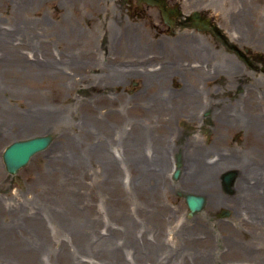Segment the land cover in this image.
<instances>
[{"label": "rangeland", "instance_id": "374dc122", "mask_svg": "<svg viewBox=\"0 0 264 264\" xmlns=\"http://www.w3.org/2000/svg\"><path fill=\"white\" fill-rule=\"evenodd\" d=\"M118 1L0 0V51L36 65L0 74V264H246L264 237V75L224 41L264 55L262 14L174 0L213 16V34L168 29L156 7L155 22L129 19ZM44 133L52 144L8 172L5 147ZM188 191L216 201L190 215Z\"/></svg>", "mask_w": 264, "mask_h": 264}, {"label": "bare ground", "instance_id": "6f19581e", "mask_svg": "<svg viewBox=\"0 0 264 264\" xmlns=\"http://www.w3.org/2000/svg\"><path fill=\"white\" fill-rule=\"evenodd\" d=\"M213 1L214 2H217L220 5H223V4H225V5H231L229 9L235 11L236 8H240L239 3L242 0H213ZM251 2H253L252 3L253 5H251L249 7V9H251L253 11L258 10L259 13H260L259 15L262 14L260 20L258 21V24L259 25H262V30H264V0H251ZM241 5H242V8L244 10H246L245 7H247V6H245L244 4H241ZM239 12H242V11H239ZM222 24L223 23H221V25ZM231 35L233 36L234 34L231 33ZM5 40L7 42H10L11 41V38L9 36H2L0 34V45H2V43L5 42ZM15 41H18L19 42V41H22V40H21L20 37H16V39L13 42H15ZM15 51L16 52L12 51V52H6V53L0 51V67L3 66V68H0V74L6 76V75H9L11 73V74L17 76V78H18L19 76H21L20 74L22 72V68H24V67L34 68L36 66L35 64H31V63L30 64L27 63L28 65L27 64H24L23 63V60H22V58H23L22 54H20V53L18 54L17 53V50H15ZM5 59L6 60H9V62L6 63L5 62ZM8 67H10V68L8 69ZM6 70L9 73H7ZM40 108L42 109V107H40ZM137 125H140V129L142 130V132L147 133L148 124L145 121H138V122H136L134 124V126H133V129ZM226 166L227 167H231L232 165L228 164ZM255 173L258 176L261 175V173H260V175L257 172H255ZM208 179H209V177H205L203 179H199V181H201V182L202 181H207ZM209 196L214 201H216V196L214 195L213 192H208L207 193V195H206L207 199H208ZM188 225L190 226L191 223L188 222ZM129 234H132V233L130 232ZM141 236H142L141 239L144 241L146 239V236L144 235V232L141 233ZM153 239L156 240V241H159L160 240L159 234L154 233L153 234ZM259 244H260L261 248H264V237L259 240ZM261 248L256 250L255 246L249 245V246H246L245 249H242L243 250L242 255H243L244 259L247 260L246 264H264V249L261 250ZM173 249H174V247H171L170 246L169 252H171V251L172 252L169 253V254L173 255ZM130 250H132V249H130ZM180 254L182 256V253H180Z\"/></svg>", "mask_w": 264, "mask_h": 264}, {"label": "water", "instance_id": "95a60500", "mask_svg": "<svg viewBox=\"0 0 264 264\" xmlns=\"http://www.w3.org/2000/svg\"><path fill=\"white\" fill-rule=\"evenodd\" d=\"M172 13H177L176 11ZM195 19H198V15L195 12L192 15ZM199 22V20H198ZM53 140V135L43 134L37 135L25 139L15 140L4 151V160L6 162L7 168L11 172H16L21 166L28 163L30 158L37 152L46 149ZM180 169H177L175 176H178ZM237 176L236 171H229L223 175V183L226 188L232 191V184ZM186 203L190 209V213L194 214L200 211L205 203L206 197L202 194L197 193H187L185 194Z\"/></svg>", "mask_w": 264, "mask_h": 264}, {"label": "flooded vegetation", "instance_id": "af4514ba", "mask_svg": "<svg viewBox=\"0 0 264 264\" xmlns=\"http://www.w3.org/2000/svg\"><path fill=\"white\" fill-rule=\"evenodd\" d=\"M124 2H128V3L131 2L132 6L133 4H135V6L132 9L135 10L137 13H147L146 15H148V17L153 16V11L151 10V6L147 3V0H121L120 1V3H124ZM168 4H170L169 1L165 3L166 6H168ZM175 19H176L175 20L176 26H180V25L184 26V25H189L192 23L189 17L178 16ZM242 55L247 60L248 67L250 69H256V66L259 62L258 71L260 73L261 72L264 73V57L261 54L254 53L248 49L247 52L243 53ZM236 79L239 83H249V81L251 80L246 76H238L236 77ZM209 112H206L205 114L208 115Z\"/></svg>", "mask_w": 264, "mask_h": 264}]
</instances>
